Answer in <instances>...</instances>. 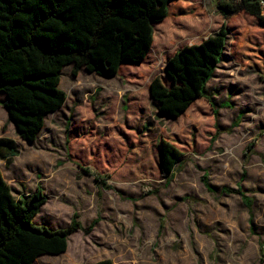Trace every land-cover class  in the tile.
Here are the masks:
<instances>
[{
    "label": "rangeland",
    "instance_id": "374dc122",
    "mask_svg": "<svg viewBox=\"0 0 264 264\" xmlns=\"http://www.w3.org/2000/svg\"><path fill=\"white\" fill-rule=\"evenodd\" d=\"M217 1L175 0L163 21L106 36L108 72L65 65L66 101L32 143L0 92V137L19 148L11 164L0 159L13 194L42 188L36 225L62 229L77 213L83 226L65 252L35 264H264V20L244 9L225 16ZM223 25L227 44L205 96L163 114L153 84H181L167 62ZM162 140L182 154L168 176ZM223 187H241L251 205Z\"/></svg>",
    "mask_w": 264,
    "mask_h": 264
},
{
    "label": "trees",
    "instance_id": "16d2710c",
    "mask_svg": "<svg viewBox=\"0 0 264 264\" xmlns=\"http://www.w3.org/2000/svg\"><path fill=\"white\" fill-rule=\"evenodd\" d=\"M173 1L0 0V92L6 96L1 102L19 136L35 141L46 116L64 105L67 94L59 84L65 65L72 64L74 74L82 68L98 74L110 71L99 55L105 48L104 38L116 37V30L131 33L140 24L163 21ZM260 1L218 0L216 5L225 16L244 9L264 20ZM228 33L223 25L200 44L182 47L167 62L169 73L181 84L171 89L153 84L152 94L163 114L175 116L192 100L205 96L207 84L222 60ZM159 148L161 172L168 176L182 154L164 140ZM18 154L14 139L0 137V159L11 164ZM202 180L214 190L206 174ZM222 191L238 193L251 205V198L241 187H223ZM46 201L40 186L32 194L15 196L0 170V264H34L40 255L67 250L69 236L83 228L78 214L74 213L62 229L36 225L34 218ZM94 223L85 231H90ZM110 263L103 260L95 264Z\"/></svg>",
    "mask_w": 264,
    "mask_h": 264
},
{
    "label": "crops",
    "instance_id": "0c3cea01",
    "mask_svg": "<svg viewBox=\"0 0 264 264\" xmlns=\"http://www.w3.org/2000/svg\"><path fill=\"white\" fill-rule=\"evenodd\" d=\"M3 100H4V99H1V101H3ZM53 113H54V112H53ZM32 142H33V141H32ZM32 142H31V143H32ZM3 176H4V175H3ZM4 178H5V177H4ZM11 187H12V186H11ZM46 202H47V201H46ZM43 205H44V204H43ZM43 205L41 206V209H42ZM44 255H46V254H44ZM49 255H51V254H49ZM40 256H42V255H40ZM38 258H39V257H37V259H38ZM37 259H36V260H37ZM36 260H35V262H36ZM35 262H34V264H35Z\"/></svg>",
    "mask_w": 264,
    "mask_h": 264
},
{
    "label": "built area",
    "instance_id": "2783aa9c",
    "mask_svg": "<svg viewBox=\"0 0 264 264\" xmlns=\"http://www.w3.org/2000/svg\"><path fill=\"white\" fill-rule=\"evenodd\" d=\"M260 3H261L262 9H263V14H264V0H261Z\"/></svg>",
    "mask_w": 264,
    "mask_h": 264
},
{
    "label": "water",
    "instance_id": "95a60500",
    "mask_svg": "<svg viewBox=\"0 0 264 264\" xmlns=\"http://www.w3.org/2000/svg\"><path fill=\"white\" fill-rule=\"evenodd\" d=\"M28 142H30V141H28Z\"/></svg>",
    "mask_w": 264,
    "mask_h": 264
}]
</instances>
